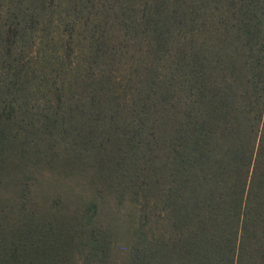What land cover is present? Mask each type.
<instances>
[{
  "label": "trees",
  "instance_id": "1",
  "mask_svg": "<svg viewBox=\"0 0 264 264\" xmlns=\"http://www.w3.org/2000/svg\"><path fill=\"white\" fill-rule=\"evenodd\" d=\"M0 264H264V0H0Z\"/></svg>",
  "mask_w": 264,
  "mask_h": 264
},
{
  "label": "rangeland",
  "instance_id": "2",
  "mask_svg": "<svg viewBox=\"0 0 264 264\" xmlns=\"http://www.w3.org/2000/svg\"><path fill=\"white\" fill-rule=\"evenodd\" d=\"M126 207H122V213H126L129 211V204H125ZM135 218V217H134Z\"/></svg>",
  "mask_w": 264,
  "mask_h": 264
}]
</instances>
